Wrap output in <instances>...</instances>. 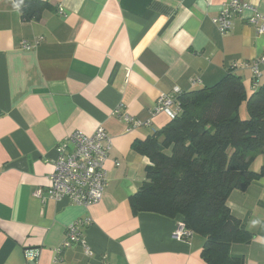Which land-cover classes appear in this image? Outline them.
Masks as SVG:
<instances>
[{
  "label": "crops",
  "instance_id": "crops-1",
  "mask_svg": "<svg viewBox=\"0 0 264 264\" xmlns=\"http://www.w3.org/2000/svg\"><path fill=\"white\" fill-rule=\"evenodd\" d=\"M39 1L48 9L25 22L18 0H0V264H206L205 238L175 237L182 216L133 211L152 166L134 145L171 121L151 115L163 94L213 87L232 69L253 95L252 70L233 66L264 56V34L248 14L220 33L212 20L231 0ZM240 1L264 15V0ZM125 114L149 125L128 130ZM240 116L249 117L247 102ZM99 127L113 141L102 201L86 208L50 198L59 143ZM263 165L260 154L251 169ZM228 207L254 235L231 253L264 264V178L234 191ZM86 218L91 254L81 244L62 248L67 227Z\"/></svg>",
  "mask_w": 264,
  "mask_h": 264
},
{
  "label": "trees",
  "instance_id": "trees-1",
  "mask_svg": "<svg viewBox=\"0 0 264 264\" xmlns=\"http://www.w3.org/2000/svg\"><path fill=\"white\" fill-rule=\"evenodd\" d=\"M18 5L25 22L40 20L49 7L39 0ZM179 101V116L134 145L152 166L130 201L132 209L182 216L187 229L205 238L206 264H245L231 247L251 243L254 235L231 213L228 200L264 178V165L258 173L251 169L264 155V85L248 97L243 79L231 69L215 86L183 92ZM244 102L247 119L240 116Z\"/></svg>",
  "mask_w": 264,
  "mask_h": 264
},
{
  "label": "built area",
  "instance_id": "built-area-1",
  "mask_svg": "<svg viewBox=\"0 0 264 264\" xmlns=\"http://www.w3.org/2000/svg\"><path fill=\"white\" fill-rule=\"evenodd\" d=\"M63 12V10H61ZM248 14L245 18L247 24L255 27L259 35L264 34V15L258 6L240 0H231L224 5L212 22L221 34H226L234 27V19L237 15ZM26 49L31 46L24 43ZM264 66V56L251 63H236L233 69L250 68L254 75V93L260 87L261 71ZM200 80L195 81L197 84ZM180 89L172 93L161 95L156 106L151 111L152 117L159 114H167L170 119H175L182 112L179 97ZM119 113V110H116ZM120 118L132 130L148 122L141 121L130 115H122ZM113 149L111 136L103 127H99L92 135L77 131L59 143L54 161V171L48 177L47 193L56 201L68 200L86 208L100 203L108 187L107 163ZM119 165V164H118ZM92 219H79L66 229L65 240L62 248H70L74 244H81L88 254L91 249L87 245L85 229L91 225ZM195 234L187 229L184 222L179 223L175 231V237L181 240H191Z\"/></svg>",
  "mask_w": 264,
  "mask_h": 264
}]
</instances>
